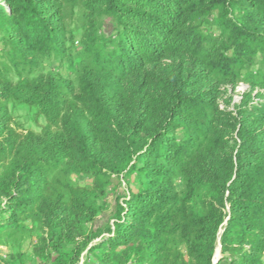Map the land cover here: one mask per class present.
I'll return each mask as SVG.
<instances>
[{"label": "trees", "instance_id": "obj_1", "mask_svg": "<svg viewBox=\"0 0 264 264\" xmlns=\"http://www.w3.org/2000/svg\"><path fill=\"white\" fill-rule=\"evenodd\" d=\"M101 15L114 35L98 33ZM211 22L220 35L202 31ZM0 42L3 237H34L37 264L85 250L100 264H213L218 243L231 264H264V0H0ZM74 45L76 85L31 75ZM10 104L35 109L41 132L13 128ZM131 173L142 187L96 225L110 179Z\"/></svg>", "mask_w": 264, "mask_h": 264}, {"label": "rangeland", "instance_id": "obj_2", "mask_svg": "<svg viewBox=\"0 0 264 264\" xmlns=\"http://www.w3.org/2000/svg\"><path fill=\"white\" fill-rule=\"evenodd\" d=\"M76 11L77 9H75V12ZM76 15L77 12L75 15L69 18L68 23L70 25L69 28L71 29L73 40L78 41L80 39V36L82 35V21ZM96 25L99 34L105 33L111 36L115 34L116 29L113 22L103 15L96 17ZM202 31L204 33H211L215 36H218L221 33L219 27L212 22L204 24L202 26ZM75 46L76 45L72 46V49L70 50L71 55L73 56L80 50L79 45L77 47ZM6 51L7 48L4 47L0 42V62L7 63L5 57ZM73 56L64 57L63 59H59L57 57L44 59L41 61L39 67L32 71L31 75L34 76L41 71L44 73H58L66 79L71 80L76 85V64L78 62V59ZM254 69L255 68H252V70ZM7 76L13 81L16 80L14 71L10 68L8 70ZM245 88H247V85L240 82L237 85L236 90H243ZM238 100L239 96L237 94H233L232 103L237 102ZM221 107H224V105L222 104ZM9 113L12 117L11 126L20 133H24L25 131L29 130L34 131L35 133H39L46 125V121L38 115L35 109L29 108L22 104H10ZM51 129L52 131L57 132L58 126H52ZM176 138L181 139L182 134L177 133ZM72 181L80 185H89L91 180L86 175L80 174L72 176ZM174 185L177 191H180L182 189V183L180 179H175ZM140 187L142 186H140L135 173L123 174L120 177H113L112 179H110L109 183L107 184L105 195L101 196L98 199L100 211L95 224L106 228L110 224L111 218L114 216L116 201L120 202L129 190L137 191ZM98 241H100V239L95 240L93 244ZM35 242L36 239L34 237L29 239L24 238L23 240H15L12 237H3L0 232L1 252L4 251L6 253L5 255H9L10 253L16 255L18 251L21 250L26 254L25 262L23 264H37V262L32 259V256L30 254L32 245ZM100 252V250H95L92 252L85 250L82 253L77 264H99L97 256H99ZM234 258H236V255L233 256L231 253H222L220 245L218 243L214 258L215 264H231V260ZM262 261L264 262V254L262 256Z\"/></svg>", "mask_w": 264, "mask_h": 264}, {"label": "crops", "instance_id": "obj_3", "mask_svg": "<svg viewBox=\"0 0 264 264\" xmlns=\"http://www.w3.org/2000/svg\"><path fill=\"white\" fill-rule=\"evenodd\" d=\"M6 253L3 251V252H1V250H0V258L1 259H7V256L8 255H5ZM99 263V262H98ZM92 264V263H91ZM100 264V263H99Z\"/></svg>", "mask_w": 264, "mask_h": 264}, {"label": "water", "instance_id": "obj_4", "mask_svg": "<svg viewBox=\"0 0 264 264\" xmlns=\"http://www.w3.org/2000/svg\"><path fill=\"white\" fill-rule=\"evenodd\" d=\"M213 264H215V262H213Z\"/></svg>", "mask_w": 264, "mask_h": 264}]
</instances>
